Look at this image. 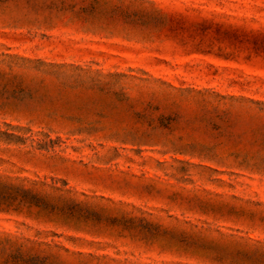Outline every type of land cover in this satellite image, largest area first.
<instances>
[{
    "label": "rangeland",
    "instance_id": "1",
    "mask_svg": "<svg viewBox=\"0 0 264 264\" xmlns=\"http://www.w3.org/2000/svg\"><path fill=\"white\" fill-rule=\"evenodd\" d=\"M0 264H264V0H0Z\"/></svg>",
    "mask_w": 264,
    "mask_h": 264
},
{
    "label": "trees",
    "instance_id": "2",
    "mask_svg": "<svg viewBox=\"0 0 264 264\" xmlns=\"http://www.w3.org/2000/svg\"><path fill=\"white\" fill-rule=\"evenodd\" d=\"M8 190H9L8 192H11V194L9 195V198L11 199H16L18 197H21L22 199H31L33 201L42 200L37 194H34L33 191L31 190H25V189L16 188V187H10Z\"/></svg>",
    "mask_w": 264,
    "mask_h": 264
}]
</instances>
